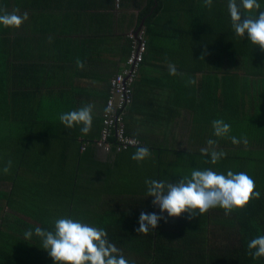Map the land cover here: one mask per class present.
I'll list each match as a JSON object with an SVG mask.
<instances>
[{"label": "trees", "instance_id": "16d2710c", "mask_svg": "<svg viewBox=\"0 0 264 264\" xmlns=\"http://www.w3.org/2000/svg\"><path fill=\"white\" fill-rule=\"evenodd\" d=\"M42 1L43 6L31 0L32 6L24 5L23 0H0V10L11 12V3L19 10L85 7L79 0ZM111 2L91 1L94 12L87 20L79 21L78 12L70 13L73 25L88 27L90 34L73 39L69 56L61 58L55 67L23 63L14 51L15 37L8 39L7 28L0 26V186L7 187L0 188V264H54L34 229L52 230L53 221L60 217L103 228L109 241L135 264H264V257L253 259L247 250L252 238L264 234V51L252 45L247 34L244 38L235 34L228 0H213L211 9L204 6V0H141L131 33L144 20L146 51L139 66L151 62L150 68L157 71L154 85L170 92V98L191 112L190 141L200 140L201 147L207 148V141L215 140L216 149L226 153L213 165L209 156L202 155L203 148L193 142L195 150L176 153L175 171L168 176L160 174L156 180L176 183L190 177L194 169L211 168L225 175L231 170L246 172L261 193L260 199L228 215L213 208L193 219H188L187 213L168 217L151 203L153 197L146 196L147 187L133 185L134 179L126 183L120 178L116 167L120 166L119 159L110 156L102 162L94 157L99 147L96 141L102 127V104L107 97L102 92L105 80L110 83V78L129 68L126 61L132 52V37H115L121 40L120 57L115 60L120 65L114 64L107 72L80 59L90 73L78 81L79 69L65 65L85 46L93 44L92 53H96L111 41L107 38L113 34V15L100 11L112 9ZM258 2L264 10V0ZM45 21L49 23L47 18ZM7 45L13 46L9 53ZM47 54L55 62L56 54L49 50ZM169 63L180 75L169 74ZM70 72L75 75L55 80L59 74ZM190 79L195 83L189 84ZM133 102L126 114L137 111L131 107ZM88 103L103 107L101 116L93 110L92 126L99 132L97 136L95 132L82 135L81 125L69 129L59 120L62 113ZM215 119L230 124L226 136L214 135ZM126 123L128 126L127 118ZM232 136L246 138L248 143L233 144ZM108 142L111 148L107 152L119 154L114 150V137ZM9 160L12 167L5 174L3 168ZM141 212L165 219L147 234H140L136 229ZM29 230L33 236L25 239Z\"/></svg>", "mask_w": 264, "mask_h": 264}, {"label": "clouds", "instance_id": "9594fccd", "mask_svg": "<svg viewBox=\"0 0 264 264\" xmlns=\"http://www.w3.org/2000/svg\"><path fill=\"white\" fill-rule=\"evenodd\" d=\"M204 6L211 9L213 0H204ZM227 9L235 34L241 38L247 34L248 41L264 51V10H261L258 0H228ZM27 19L28 13H20L19 9H13L11 12L0 10V26L5 28L18 29ZM139 28L144 26H138ZM132 31L128 33L129 36ZM76 66L82 69L84 62L77 58ZM168 71L170 75H180L174 64L169 63ZM188 83L194 84L195 81L190 79ZM94 107L92 103L85 104L76 110L62 113L59 120L69 129L81 125V134L87 135L92 128ZM212 127L217 137L226 136L231 128L223 119L213 120ZM230 139L233 144L248 143L246 138L241 140L232 136ZM132 143L139 145L140 141L133 140ZM207 144L208 147L202 149L201 153L210 157L208 162L214 165L225 157L224 151L216 149L215 140L210 139ZM151 155L147 147L139 146L131 159L142 162ZM11 167L12 161L9 160L3 172L7 174ZM145 185L146 196L154 198L151 203L158 206L161 213L166 212L168 217H180L182 213H187V218L193 219L213 208L223 209L225 215H228L261 197L251 176L246 172L234 173L231 170L225 175L211 168L194 169L190 177H182L176 183L146 179ZM161 219L165 217L156 213L141 212L136 231L147 234L158 226ZM34 234L40 238L42 249L47 251L54 264H135L123 255L121 249L109 241L108 233L103 228L92 226L79 219L60 217L53 221L52 230L36 227ZM32 236V230L24 233L25 239H31ZM247 250L253 259L264 257V234L252 238L247 243Z\"/></svg>", "mask_w": 264, "mask_h": 264}, {"label": "crops", "instance_id": "0c3cea01", "mask_svg": "<svg viewBox=\"0 0 264 264\" xmlns=\"http://www.w3.org/2000/svg\"><path fill=\"white\" fill-rule=\"evenodd\" d=\"M91 1L93 0H79V4L85 6L82 10L78 8L79 10L52 11L45 9H30V7L28 9L19 10L22 11L20 13L27 12L28 19L18 29L7 28V32L8 39L11 36L13 39L15 37L17 45L14 51L20 56V59H23V63L37 64L43 68L46 66L55 67L54 64H56V66L59 65L61 58L68 57L71 41L90 34L88 27L85 26V28H82L73 25L74 20L72 16H70V13L78 12L75 15L79 21L90 19L94 12L90 8ZM38 2L42 6L45 4L42 0H38ZM140 2L141 0H122L121 5L116 7L113 0V2H111V4H113L112 9L108 11L100 10L101 12L111 13L113 15V34L107 38L111 41L103 44L96 53H92L91 46H93V44L85 46L86 48L80 51L78 57L65 65L76 66V59L79 58L87 61L93 66H98L97 69L107 72L114 64L119 63V61L116 62L115 60L117 57H120L121 40L117 41L115 37L121 34L128 36L130 30L135 28ZM23 4L32 5L31 0H23ZM14 8L13 3L8 6V10L10 11ZM46 18L49 23L45 21ZM12 49L13 46L7 45L8 53ZM48 50L56 54V63L48 58ZM49 56H52V54L50 53ZM150 63L135 68L137 69L136 75L139 74V77L136 79L133 87L132 101L134 102L131 107L137 109V111L135 113L129 111V114H126L125 122L127 118L128 126L127 123L126 126L128 131L141 141L143 147L146 146L151 151V157L142 162L132 160L131 156L136 151V149H132V147L118 152L119 154L114 153L115 155L111 154V152H107L100 146L96 147L94 151V157L102 162H107L110 156L113 160H120V166L117 164L116 167L119 176L121 174L120 178H122L124 182L128 183L129 180L134 179L135 182L133 185L139 184L145 187H147L145 185L146 179H157L160 174L164 173L165 176H168L175 171V164L173 163L176 160L177 152L190 150L192 147H195L194 143H197V146L201 147L200 140L193 141V143L189 139L192 123L191 112L184 107H180L176 103L178 100L173 99V97L170 98V92L161 90L154 85L155 82H157V71L150 68ZM118 65H120V63ZM131 69H133V67H131ZM89 73L90 71L86 67L79 69L77 73L78 81H81L86 74ZM72 75L75 74L70 72L68 75L64 76L61 73L55 80H67L66 77ZM72 80L73 77L68 79L70 82ZM148 80H150L151 83L146 84ZM105 81L106 87L102 92L106 96L109 80L106 78ZM180 85L184 86L183 83H180ZM77 88H75V90ZM92 104H94V108L97 109L94 113L101 116L104 104H102L103 107L101 106V108L95 103ZM94 132L96 136L99 134L92 126L89 135L91 136V133ZM230 147L233 148V146ZM100 176V179L103 181L101 185H104L106 182L105 175L102 174ZM116 189L120 190L118 186H116ZM127 189L129 190L130 187L128 186Z\"/></svg>", "mask_w": 264, "mask_h": 264}, {"label": "built area", "instance_id": "2783aa9c", "mask_svg": "<svg viewBox=\"0 0 264 264\" xmlns=\"http://www.w3.org/2000/svg\"><path fill=\"white\" fill-rule=\"evenodd\" d=\"M115 5H118V0L115 1ZM144 36V28H139L135 33L130 34L133 41L131 45L132 52L126 61L129 68L122 70L121 73L110 79L109 91L102 114L100 136L96 141L98 146L103 147L106 151L111 148L108 142L111 137H114V150L116 152L142 144L139 139L127 133L125 115L127 106L132 101L133 85L137 71L135 68L142 62L146 49ZM133 140H139L140 144L134 145Z\"/></svg>", "mask_w": 264, "mask_h": 264}, {"label": "rangeland", "instance_id": "374dc122", "mask_svg": "<svg viewBox=\"0 0 264 264\" xmlns=\"http://www.w3.org/2000/svg\"><path fill=\"white\" fill-rule=\"evenodd\" d=\"M194 148H195V147L191 148L190 150H195ZM201 148H203V147H201ZM172 183H173V182H172ZM0 188L7 189V187L4 186V185L0 186Z\"/></svg>", "mask_w": 264, "mask_h": 264}, {"label": "water", "instance_id": "95a60500", "mask_svg": "<svg viewBox=\"0 0 264 264\" xmlns=\"http://www.w3.org/2000/svg\"><path fill=\"white\" fill-rule=\"evenodd\" d=\"M144 23V20L141 21V23L139 24V27H142Z\"/></svg>", "mask_w": 264, "mask_h": 264}]
</instances>
